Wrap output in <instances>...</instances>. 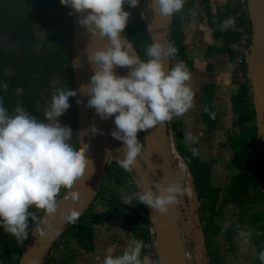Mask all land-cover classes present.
<instances>
[{
  "label": "clouds",
  "instance_id": "clouds-1",
  "mask_svg": "<svg viewBox=\"0 0 264 264\" xmlns=\"http://www.w3.org/2000/svg\"><path fill=\"white\" fill-rule=\"evenodd\" d=\"M60 3L71 9L70 16L79 15L78 24L93 37L106 38L103 46L87 49L94 72L90 83L82 88L88 89V106L102 120L114 117L111 135L122 142L123 149L118 164L125 171H132L143 155L138 134L182 116L193 107L190 71L183 61L165 68V61L178 51L171 42L155 41L148 45L147 60H142L128 42L124 33L131 12L124 6L135 8L140 0ZM150 4L159 15L170 17L182 11L185 0H150ZM232 22L230 18L225 20L223 28L227 29ZM117 67L126 68V75L118 74ZM2 87L6 91L7 83ZM76 95L77 91L68 87L56 88L43 111V119L20 105L10 114L0 98V227L19 243L29 235L30 220L37 218L30 211L33 206L48 215L54 214L61 188L87 180L91 175H86L89 167L94 171V162L86 155L89 144L83 142L87 133L74 135L72 128L59 120L71 107L69 98ZM210 115L214 118V114ZM99 131L95 124L91 126L92 135ZM74 136L77 144H73ZM182 195L178 182L166 181L137 194V199L153 211L167 215L172 206L180 203ZM77 216L78 212L72 211L68 218L74 220ZM143 247V241L135 240L122 254L109 249L101 264H149L146 257L141 259ZM259 260L264 264V251L259 253Z\"/></svg>",
  "mask_w": 264,
  "mask_h": 264
},
{
  "label": "trees",
  "instance_id": "trees-1",
  "mask_svg": "<svg viewBox=\"0 0 264 264\" xmlns=\"http://www.w3.org/2000/svg\"><path fill=\"white\" fill-rule=\"evenodd\" d=\"M209 1L204 0L207 12ZM183 9L186 13L196 10L194 0H185ZM70 11L71 9L62 5L60 0H0V33H5L16 45L14 72L6 74L0 68V98L3 99L10 114L16 107L12 91L18 88L21 90L22 98L20 106L25 107L33 116H37L39 119L44 118L43 111L49 104L45 107L38 106V103L46 104L40 92L41 88L49 86L50 79L57 76L64 66L69 67L70 70L72 68V15L67 24L64 25L61 21L62 14H67ZM233 13V10L227 9L224 12L217 10L212 17L208 14L214 37L221 35L224 40L223 46L217 51H226L230 59L233 57L230 44L237 40L238 32L233 29L232 31L226 30L221 34L220 29L223 22ZM235 23L239 24L238 21ZM34 25L46 26V36L40 48L34 45ZM124 34L136 49L139 57L142 60H147L146 48L152 42L138 12L134 15V23L127 25ZM169 42L178 49L176 55L170 58V67L173 65L172 61L175 63L183 61L188 69H192L193 62L183 43L182 25L180 17L176 13L172 15ZM208 51L210 49H207V54ZM7 59H9L8 52L0 47V60ZM70 77V81L73 83L72 72ZM5 82L8 85L6 91L2 87ZM213 88L208 84L202 87L201 116L209 129L217 125V113L212 99ZM69 103L71 107L67 111L70 109L75 111L74 97L69 98ZM231 105V110L236 115L232 125L237 128V131L228 133L223 145L230 148V162L234 171L223 194H220V187L213 185L211 174L205 170L197 147L193 145L192 148H188L181 141L182 134L179 131H175L173 143L194 182L207 250L209 246H212L213 238L222 233L223 240L229 241L232 252H234V234L242 228V225H250L253 227V231L249 238L256 250L254 264H261L259 253L264 251V164L262 154L257 147L259 141L256 137L255 114L247 84L238 87L237 92L231 96ZM210 114H214V118ZM74 140L77 144L78 140L75 136ZM138 140L143 145L142 132L138 134ZM124 171L123 175H127V172ZM119 183H123V181L120 180ZM65 190L66 188H63L62 191ZM63 192H60L58 197ZM110 192L111 194L107 197L100 189L95 197L96 199L101 196L106 200L104 204L106 209L103 213L91 211V204L80 218L72 222L71 229L75 231V234L71 238L75 239L86 252L92 251L94 248L93 226L103 223L106 218H110L114 214L125 217L141 241L148 235V217L144 205L139 204L136 209L122 211L120 203L115 200L116 197L112 195V191ZM229 203L238 208L237 218L240 224L235 226L231 224L232 221L229 222L230 218L225 210V206ZM38 218L30 220L29 232ZM225 222H228V225L224 229ZM25 240L23 243H19L11 234L0 230V264H18ZM72 257L73 254L69 253L65 258L56 260L54 264H62L63 259L68 261ZM210 264H225V257L222 254L216 257L211 256Z\"/></svg>",
  "mask_w": 264,
  "mask_h": 264
},
{
  "label": "water",
  "instance_id": "water-1",
  "mask_svg": "<svg viewBox=\"0 0 264 264\" xmlns=\"http://www.w3.org/2000/svg\"><path fill=\"white\" fill-rule=\"evenodd\" d=\"M145 1L152 19L149 31H147L151 42H169L172 16L159 15L154 11L150 0ZM248 4L252 38L246 54V77L255 114L256 137L259 141L257 147L262 154L264 164V0H248ZM78 18V14H73L71 19L73 33L71 66L73 88L77 91L74 97L77 134L87 133L83 136V142L89 144V151L86 155L94 162V171L89 167L86 175H91L87 180H79L71 188H66L57 198V211L54 214L48 215L45 211L41 213L25 240L18 264H45L60 233L69 223L80 218L94 201L100 190L110 155L115 152L120 159L123 157V149H120L122 142L111 135V131L115 128L114 117L102 120L96 114L95 109L88 106L90 99L88 89L82 88V85L90 83L94 72V66L87 59V49L103 46L106 38L93 37L78 24ZM128 42L130 43L129 40ZM134 50L136 51L135 48ZM164 66L165 68L170 67V59L165 61ZM115 71L119 74L118 67ZM77 100L81 103L78 104ZM93 124L100 130L95 135L91 134ZM142 135L143 155L138 157V163L131 171L138 179L140 193L154 189L155 184L159 182L173 181L181 186V179L176 173L178 165L175 166L179 153L173 145L167 122L143 131ZM192 186L194 190L193 181ZM181 189L183 195L179 197L180 203L172 206L167 215H161L158 211H153L143 204L147 212L149 228L155 236L159 263L191 264L189 259L191 252L195 264H210L200 213L196 206L189 208L184 188L181 187ZM72 211L78 212L74 220L68 218ZM198 235L202 237L201 242L197 240ZM196 256L203 258V262H200Z\"/></svg>",
  "mask_w": 264,
  "mask_h": 264
},
{
  "label": "crops",
  "instance_id": "crops-1",
  "mask_svg": "<svg viewBox=\"0 0 264 264\" xmlns=\"http://www.w3.org/2000/svg\"><path fill=\"white\" fill-rule=\"evenodd\" d=\"M194 6L196 10L192 12L186 13L182 9L181 12L176 13L179 15L182 25L183 43L187 48L188 56L193 62V68L189 69L191 74L189 83L194 93V105L188 112L179 116L183 123V132L181 133L184 135L185 125H191L198 132H201L203 138H214L215 135L223 131L222 133H225V136H223L224 140L221 141L224 143L228 133L233 132V129L237 131V128H233L234 126L232 125L236 115L231 110V96L237 92L238 88L231 81L232 61L228 53L226 51H217L218 48L223 46L224 40L221 35L214 37L208 14L212 17L217 10L224 12L227 9H231L234 12V8L229 0H210L208 12L205 9L204 0H194ZM232 16L230 15L229 18L233 21ZM233 26L234 22L227 29L223 28L222 25L221 34L226 30L232 31ZM207 49H210L208 54ZM206 84L214 87L212 99L217 113V125L211 129L203 122L201 116L203 107L202 87ZM66 113L60 118L67 119ZM184 138L186 139V135H184ZM198 139L200 137L196 136L193 141H198L196 142L197 145L198 143L201 145V139ZM185 145L187 146V144ZM130 203L127 201V204ZM105 209V206L97 205L93 211L101 214ZM127 224L125 217L114 214L110 218H106L103 223L94 225L93 250L86 252L77 244L76 240L72 239L73 243H69L70 248H66L64 252L70 249L68 251L73 254V257L68 261L63 259L62 264H101L109 249H113L116 254H122L124 248L134 241ZM241 249L236 244L235 256L226 257L225 264H253L254 252H252L251 256H246V252L242 253ZM69 253L61 254L60 259L65 258Z\"/></svg>",
  "mask_w": 264,
  "mask_h": 264
},
{
  "label": "rangeland",
  "instance_id": "rangeland-1",
  "mask_svg": "<svg viewBox=\"0 0 264 264\" xmlns=\"http://www.w3.org/2000/svg\"><path fill=\"white\" fill-rule=\"evenodd\" d=\"M124 7H125V10L131 12V16L129 18L128 24H133L134 23V15L137 14V12L139 13L140 3L135 8H130L128 5H125ZM69 19H70V15L68 13L62 14V17H61L62 24H64V25L67 24L69 22ZM45 28H46L45 25H34V29H33L34 35H35V44L34 45L37 48H40V45L46 36ZM0 47L2 49L6 50L8 52V55H9V59L0 60V68H1L3 73L11 74L14 72L13 64L15 63V60H16L15 42L11 41L5 33H0ZM170 64H171V62H170ZM172 64L174 65L175 61H172ZM71 72H72V68L70 70L69 67L64 66L60 70V72L57 76L50 79L49 86L41 88L40 92H41L46 104L41 105L40 103H38V106H44L45 107L46 105H48L50 103L51 97H52L56 88H59V87L67 88L68 87L69 89L74 90L73 83L70 81L71 80V77H70ZM126 73H127L126 68H120V70H119L120 75H126ZM12 93H13V98L16 100V106L20 105L21 99H22L21 98V90L16 88L12 91ZM66 115H67V119H63V118L59 117L60 122L62 124H67L68 126H70L72 128L74 134L77 133L75 111L73 109H70V111H67ZM167 124H168L169 133H170V135L172 137V141H173L175 131H179L180 133L183 132V127H182L183 123L179 117H174L171 121H167ZM233 128H236V127H233ZM234 130L235 129H233V131ZM222 132L223 131L219 132L218 135H215L214 138L213 137L203 138L201 135V132H198V130H196L191 125H185L184 135H186V139L184 138L183 133H181L182 134L181 141L184 144H187V146H189L188 148H192L193 145L198 147L197 148L198 154L203 161L204 168L207 172H210L213 185L220 186V188L222 190L220 192L221 194H223V190H224L225 186L228 184L229 178L234 171V169L231 165V162H230L231 151H230L229 147L223 145V142L221 141V140H224L223 136H225V133H222ZM189 136L192 138L191 140L188 139ZM196 136L200 137L201 145L199 143L197 145L196 142H198V141H196V142L193 141V140H195ZM200 139H198V140H200ZM73 144H75L74 137H73ZM199 146H201V147L199 148ZM173 151H174V149H173ZM119 160H120V157L115 152H113L110 155L109 161L107 162V166L105 169V174H104L102 182H101L100 189H102L103 195L106 194L107 197L109 196V194H111L110 191H112V195L115 196L116 197L115 200H117V202L120 203V205H121L120 208H122V211H130L133 208L136 209L139 206V204H142V203H139V201L137 199V194H140L139 182H138L136 175L131 171H126L127 175H123L124 170H122L121 167L119 166V164H118ZM176 165H179L177 161H175V166ZM177 168H178V166H177ZM183 169H184L185 173L191 178V176L189 175V172L186 171V168H183ZM179 178L181 179V187L184 188L185 187V180H183L180 176H179ZM120 180H122L123 183H119ZM192 181H193V179H192ZM193 185H194V182H193ZM62 190H63V188H61L60 192H63ZM127 201L129 203L130 202L131 203L127 204ZM185 201L187 202L186 197H185ZM105 202H106V200L103 199V197H101V196L97 197L92 202L91 211H93L94 207L97 205L104 206ZM196 207L199 210V201L198 200L196 201ZM225 210L228 214L227 216L230 218L229 222L232 221L231 224L233 226L237 225L239 223L238 218H237L238 208H235L232 204H228L225 206ZM30 211L34 212L36 217L38 218L39 215L41 214V212L43 211V209H36L33 206L30 209ZM223 225H224V228H226L228 225V222H225ZM71 227H72V223H69L65 227V229L60 233L58 238L55 240V242H54V244L50 250V253L46 259L45 264H54L58 258L59 259L61 258V256H60L61 254L69 253L68 250H70V249H67V251H65V252H64V250L68 247L70 248L69 245L73 243V240H72L73 238H71V236H73V234H75V231L73 229H71ZM127 227L129 229L130 235L133 237V240L134 241L140 240L139 238H137V232H135L131 228V226H129V223L127 224ZM241 227L242 228H240V230L237 233H235V235H234V242L236 244H238L239 249H241V247H242V249H241L242 251L241 250L240 251L242 253L245 251L246 256H251L252 252H254L253 256H255V248L252 244V240L249 238L250 234L253 231V227L252 226L250 227V225H246V224L242 225ZM0 230L2 232H5L3 227H0ZM222 236L223 235H221L220 237L217 236L215 241L213 242L212 246L208 245L210 257L211 256L216 257L219 254H222L225 257V259H226V257H229V256H235L236 251L232 252L233 250L231 248L229 241H224ZM248 253H250V254H248ZM141 259H142V256H141ZM189 259L191 261V264H195L194 259H193V253H191V252L189 253Z\"/></svg>",
  "mask_w": 264,
  "mask_h": 264
},
{
  "label": "built area",
  "instance_id": "built-area-1",
  "mask_svg": "<svg viewBox=\"0 0 264 264\" xmlns=\"http://www.w3.org/2000/svg\"><path fill=\"white\" fill-rule=\"evenodd\" d=\"M229 2L234 8V13L232 16L234 22L233 29L238 32L237 40L230 45L231 49L233 50L231 81L238 88L247 84L246 54L249 50V45L252 38V26L250 21L248 0H229ZM139 16L143 22V26L147 31H149L152 19L145 0H140ZM237 21L239 22L238 25L235 23ZM119 70L120 67H118V72ZM176 160L179 165L182 164L183 168H186V171H188L182 157L179 154ZM142 241L144 244L141 252L142 259L146 257L149 264H160L156 251L155 236L153 231L149 228V225L148 235L143 238Z\"/></svg>",
  "mask_w": 264,
  "mask_h": 264
},
{
  "label": "bare ground",
  "instance_id": "bare-ground-1",
  "mask_svg": "<svg viewBox=\"0 0 264 264\" xmlns=\"http://www.w3.org/2000/svg\"><path fill=\"white\" fill-rule=\"evenodd\" d=\"M174 145V144H173ZM173 150V148H172ZM174 152V151H173ZM178 169L177 170V175L180 176L183 180H185V187H184V191H185V195L188 199V205H189V208L192 209L196 206V195L194 193V190H193V186H192V179L185 173L184 169H183V166L182 164L181 165H178ZM198 241L201 242L202 240V237L200 235H198V238H197ZM197 257V256H196ZM197 259L200 261V262H203V258H199L197 257Z\"/></svg>",
  "mask_w": 264,
  "mask_h": 264
},
{
  "label": "flooded vegetation",
  "instance_id": "flooded-vegetation-1",
  "mask_svg": "<svg viewBox=\"0 0 264 264\" xmlns=\"http://www.w3.org/2000/svg\"><path fill=\"white\" fill-rule=\"evenodd\" d=\"M231 61H232V59H231ZM75 113H76V110H75ZM230 179V178H229ZM229 182V181H228ZM215 186V185H214ZM227 186V185H226ZM225 186V187H226ZM218 187H220V186H218ZM222 191V190H221ZM221 194V193H220ZM230 204V203H229ZM200 221H201V218H200ZM201 225H202V228H203V222L201 221ZM225 229V228H224ZM221 235H223V234H219V235H217V236H221ZM235 235V234H234ZM217 236H215L214 238H213V241H215V238L217 237ZM223 237V236H222ZM224 238V237H223ZM252 244H253V242H252ZM234 245H235V251H236V244H235V242H234ZM254 246V245H253ZM207 247V246H206ZM255 248V247H254ZM209 250V249H208ZM255 258H256V250H255ZM255 258H254V262H255ZM254 262H253V264H254Z\"/></svg>",
  "mask_w": 264,
  "mask_h": 264
}]
</instances>
